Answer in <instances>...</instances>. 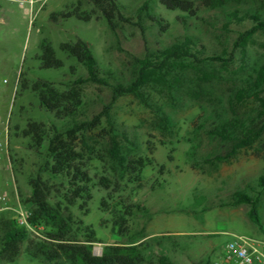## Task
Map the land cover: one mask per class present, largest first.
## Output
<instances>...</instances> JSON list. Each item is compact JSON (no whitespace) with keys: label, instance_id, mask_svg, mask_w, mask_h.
Segmentation results:
<instances>
[{"label":"rangeland","instance_id":"1","mask_svg":"<svg viewBox=\"0 0 264 264\" xmlns=\"http://www.w3.org/2000/svg\"><path fill=\"white\" fill-rule=\"evenodd\" d=\"M21 1L0 0V129L9 124L8 146L0 147V193L10 196L13 207L19 201L28 206L29 179L41 171L47 159L45 150L37 151L31 138L23 134L27 123L38 121L49 126L56 122L62 128L70 124L41 106L34 83L52 82L61 91L76 87L82 96L76 118H90L112 102L111 84L134 79L137 58L189 35L195 38L201 57H226L234 50L233 60H184L171 68L167 82L160 78L143 87L147 104L130 93L113 101L96 133L88 135L93 153L84 146L93 178L92 198L87 204L79 201L70 207L75 230L82 234L87 225L95 230L98 241L93 250L97 254L107 244L138 243L151 264H166L161 257L170 264H199L216 257L234 233L261 234L249 217L248 204L227 203L235 191L258 193V179L264 175V130L253 145L236 150L233 142L213 131L223 119L238 118L253 128L263 125L264 89L244 101L236 94L252 87L258 71L264 69V31H256L241 47L234 48V43L254 24L250 14L264 19V0H194L196 15L167 9L159 0H119L122 12L132 21L119 23L117 32L99 13L90 21L52 18L54 13L77 6L92 11L89 0ZM233 10L239 18L231 15ZM45 38L65 62L64 68L40 66V44ZM78 38L91 44L109 85L91 81L75 84L77 77L87 75L86 69L60 44ZM110 128L129 156L148 154V140L156 147V162L145 168L143 180L124 179L118 191L99 184L101 176H114L108 140L102 138L106 135L103 129ZM3 140L0 135V142ZM52 181L64 190L61 179ZM121 201L133 205L125 237L113 229L118 210H123ZM262 203L264 215V192ZM15 213L14 209L6 210L0 219L14 218ZM29 228L37 233L34 227ZM0 264L41 263L29 258L24 244L15 262L0 260Z\"/></svg>","mask_w":264,"mask_h":264},{"label":"trees","instance_id":"2","mask_svg":"<svg viewBox=\"0 0 264 264\" xmlns=\"http://www.w3.org/2000/svg\"><path fill=\"white\" fill-rule=\"evenodd\" d=\"M159 1L167 9H179L187 15H196L197 8L194 0ZM211 1L207 0V2ZM89 2L93 6L92 11H83L77 6L69 11L54 13L52 18L57 20L58 17H75L90 21L96 13H99L114 32H117L119 23H131L132 21V18L122 12L119 0H89ZM144 7H147L146 3ZM237 13V10H233L231 15L239 18ZM249 17L254 20V24L239 34L234 48L241 47L246 39L256 31H264V19L259 14L252 13ZM60 48L86 69L87 75L77 77L75 84L91 81L109 85L100 71L97 58L87 40L78 38L75 41L62 42ZM40 50L39 58L42 68H64L65 62L57 56L55 48L46 38L42 40ZM199 54L200 50L197 48L195 38L185 35L169 46L150 52L143 58H137V72L134 79L127 84L122 82L111 84L113 88L112 102L105 105L100 112L92 117L80 120L76 116L80 113L82 96L76 87L61 91L52 82L34 83L33 89L38 93L41 106L53 113L56 119L69 120L70 124L62 128L56 122L46 126L43 122L29 121L23 130V134L31 138L32 146L40 153L45 150L47 154L41 171L29 179L31 193L27 204L32 211L29 222L37 233L31 231L27 226L20 225L15 218L0 219L1 261L15 262L20 257L25 244V251L29 258L38 260L41 264H151L148 254L140 244L135 242L107 244L103 247L101 254H95L93 247L94 243L98 241L95 230L87 225L82 234L76 231L74 227L76 221L70 207L79 201H81V205L87 204L92 198L93 178L88 169V156L84 146L93 153L94 148L91 150L90 144L87 142L88 135L96 133L102 124L103 116L109 115L113 101L119 96L130 93L147 104L143 87L152 80L160 78L167 82L166 76L171 72V68L184 60L193 59L199 63L206 60L227 63L234 58V50L226 57L221 55L201 57ZM260 89H264V69L258 71L252 87L243 88L236 95L240 101H244L250 94L258 95ZM263 130L264 121L261 127L253 128L238 118H232L221 120L213 133L225 141L233 142L236 150L253 145ZM103 131L106 135L101 137L108 140L107 154L113 163L114 176H101L100 186L107 190L118 191L117 188L124 179L127 182H141L145 168L156 162L154 143L150 140L147 141L148 154L129 156L121 150L117 133L113 129H103ZM80 143L83 144V147ZM168 158L171 159V155H168ZM217 158L222 159L221 156ZM42 172L47 173L48 177H45ZM53 179H61L64 190L59 189L52 181ZM258 186L259 191L256 195H250L241 190L235 191L227 205L248 204L251 221L263 233L264 215L261 210L263 208L264 175L259 176ZM56 192L59 195H55ZM122 203L123 201H121ZM103 204L105 203L103 202ZM122 206L123 210H118V215L114 219L113 229L125 237L129 232V220L133 205L123 203ZM79 223L83 224V221L81 220ZM160 259L161 262L170 264L166 258L161 257ZM211 260L208 257L200 261L199 264H210Z\"/></svg>","mask_w":264,"mask_h":264},{"label":"built area","instance_id":"3","mask_svg":"<svg viewBox=\"0 0 264 264\" xmlns=\"http://www.w3.org/2000/svg\"><path fill=\"white\" fill-rule=\"evenodd\" d=\"M25 0L21 1L23 4ZM0 135L4 140L0 142V147L8 146L9 124L0 129ZM2 164V155H0V165ZM17 207L11 205V198L6 193H0V213L9 209H14L15 219L20 225L31 227L29 217L32 214L30 206H23L19 201ZM210 264H264V232L258 237L246 234H232V237L226 242L223 250L214 257Z\"/></svg>","mask_w":264,"mask_h":264},{"label":"crops","instance_id":"4","mask_svg":"<svg viewBox=\"0 0 264 264\" xmlns=\"http://www.w3.org/2000/svg\"><path fill=\"white\" fill-rule=\"evenodd\" d=\"M0 185H3V177H1V175H0ZM255 230H256L258 233H261L257 227H256Z\"/></svg>","mask_w":264,"mask_h":264},{"label":"water","instance_id":"5","mask_svg":"<svg viewBox=\"0 0 264 264\" xmlns=\"http://www.w3.org/2000/svg\"><path fill=\"white\" fill-rule=\"evenodd\" d=\"M95 254H97L95 251H94Z\"/></svg>","mask_w":264,"mask_h":264},{"label":"bare ground","instance_id":"6","mask_svg":"<svg viewBox=\"0 0 264 264\" xmlns=\"http://www.w3.org/2000/svg\"><path fill=\"white\" fill-rule=\"evenodd\" d=\"M100 250V249H99Z\"/></svg>","mask_w":264,"mask_h":264}]
</instances>
